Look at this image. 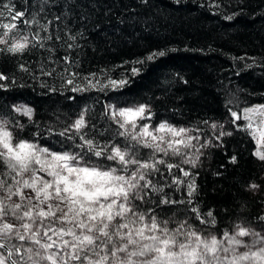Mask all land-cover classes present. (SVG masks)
Instances as JSON below:
<instances>
[{
    "label": "snow or ice",
    "instance_id": "1",
    "mask_svg": "<svg viewBox=\"0 0 264 264\" xmlns=\"http://www.w3.org/2000/svg\"><path fill=\"white\" fill-rule=\"evenodd\" d=\"M0 8L12 21L25 16L11 3ZM22 23L23 28L14 22L0 23V55L23 60L43 49L48 55L35 61V68L23 61L17 63L18 70L32 79H59L62 87L71 86V92H122L146 70L147 62L168 54L153 52L131 62L117 79L105 72L102 81L96 73L69 72L74 61L68 55L62 58L63 70H57L60 61L48 42L62 37L49 31L51 21L41 24L34 14ZM15 84V73L0 71V90ZM41 86L57 91L44 82ZM87 113L85 108L67 127L48 128L46 133L35 125L34 109L24 104L12 105L8 115L0 114V264H264V229L257 231L241 221L233 223L231 230L217 231L213 211L202 214L195 200V174L183 165L196 168L201 149L212 145V139L202 135L204 129L165 120L153 125L155 113L147 104L106 105L104 115L110 123L103 129L90 123ZM229 113L233 131L212 123L214 133L221 129L215 139L243 131L257 145L253 155L264 162V104L240 112L229 109ZM254 115L260 117L258 123ZM18 116L27 117L37 128L29 137L23 135L28 125ZM110 130L111 137L104 138ZM45 136L57 137L60 147L42 144ZM231 162H237L235 156ZM166 188L186 189L187 199H173ZM249 188L258 191L260 186L251 183ZM161 205L187 209L183 218H164ZM258 219L264 222V216Z\"/></svg>",
    "mask_w": 264,
    "mask_h": 264
},
{
    "label": "trees",
    "instance_id": "2",
    "mask_svg": "<svg viewBox=\"0 0 264 264\" xmlns=\"http://www.w3.org/2000/svg\"><path fill=\"white\" fill-rule=\"evenodd\" d=\"M8 3L25 16L12 21L0 8L4 12L0 23L14 22L23 28L22 21L31 20L34 14L41 24L51 21L49 31L62 37L48 42L56 49L58 71L63 70L62 58L68 55L74 61L69 72L80 76L96 73L102 81L106 72L117 79L133 61L162 50L168 54L147 62L146 70L122 92L83 93L62 87L59 79H32L18 70L17 63L23 61L35 68L34 62L48 55L43 49L23 60L2 54L0 71L9 76L15 73L16 84L0 90V114L8 115L12 105L24 104L34 109L35 125L46 133L48 128L67 127L85 108L86 119L103 129L110 123L104 115L106 105L147 104L155 113L153 125L162 120L177 126L197 125L205 130L202 135L212 139V145L201 149L196 168L183 167L195 174V200L201 213L213 211L217 231L231 230L233 223L241 221L252 228L264 227L258 219L264 216V162L253 155L254 140L243 131L216 140L221 129L214 133L209 127L217 123L223 125V131H233L229 109L240 112L264 104V0H0V4ZM42 82L57 91L42 87ZM18 119L28 125L25 137L37 130L27 117ZM112 134L110 130L104 138ZM56 139L45 136L41 143L60 147ZM173 173L182 176L176 169ZM164 176L170 179L167 172ZM251 183L260 189L253 191ZM165 191L173 199H187L186 189ZM186 209V205H161L159 211L164 218H183ZM190 222L203 228L198 221Z\"/></svg>",
    "mask_w": 264,
    "mask_h": 264
},
{
    "label": "rangeland",
    "instance_id": "3",
    "mask_svg": "<svg viewBox=\"0 0 264 264\" xmlns=\"http://www.w3.org/2000/svg\"><path fill=\"white\" fill-rule=\"evenodd\" d=\"M253 119H254V121L255 122H259V120H260V117L258 116V115H254V117H253ZM255 142V141H254ZM255 145H256V143H255ZM256 147H257V145H256ZM190 166V165H189ZM259 228V229H258ZM258 228H255L257 231H261L262 229H264V227H258Z\"/></svg>",
    "mask_w": 264,
    "mask_h": 264
}]
</instances>
